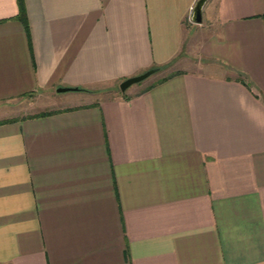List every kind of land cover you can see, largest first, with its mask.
Here are the masks:
<instances>
[{"label":"crops","instance_id":"obj_1","mask_svg":"<svg viewBox=\"0 0 264 264\" xmlns=\"http://www.w3.org/2000/svg\"><path fill=\"white\" fill-rule=\"evenodd\" d=\"M198 1L0 0V264H264V0Z\"/></svg>","mask_w":264,"mask_h":264},{"label":"water","instance_id":"obj_2","mask_svg":"<svg viewBox=\"0 0 264 264\" xmlns=\"http://www.w3.org/2000/svg\"><path fill=\"white\" fill-rule=\"evenodd\" d=\"M208 1L209 0H199L197 2L193 12V22H195L196 24H201L203 22V12ZM158 70V68H151L142 74L125 79L119 86L121 92L125 93L131 86L145 81L154 73L158 72ZM70 90H77V88L60 87L57 89L58 92H66Z\"/></svg>","mask_w":264,"mask_h":264},{"label":"rangeland","instance_id":"obj_3","mask_svg":"<svg viewBox=\"0 0 264 264\" xmlns=\"http://www.w3.org/2000/svg\"><path fill=\"white\" fill-rule=\"evenodd\" d=\"M164 73H165L164 71L159 70L158 72H156L152 76H150L149 79H147L144 82V85H148V84H150L152 82H155L157 80L162 79L165 76ZM138 89H141V88H138ZM104 93H106V94L108 93L107 95L111 94L110 91H105ZM54 97H56V96H54ZM25 100L28 102V105H29V107H28L29 110L28 111L30 113L37 112V111H40V113H44V112H47V111H42L41 112V109L44 108L43 110H48V109H51L53 107H56V102L52 101L50 99V97L47 96V95L45 97L41 98V99H38L36 97V95H28V96L25 97ZM49 101H51V102L49 103ZM12 105L13 106H17V107L20 106V108L23 107L22 108L23 109L22 112H24V96L21 97L19 99V101H17L16 103H14Z\"/></svg>","mask_w":264,"mask_h":264},{"label":"trees","instance_id":"obj_4","mask_svg":"<svg viewBox=\"0 0 264 264\" xmlns=\"http://www.w3.org/2000/svg\"><path fill=\"white\" fill-rule=\"evenodd\" d=\"M20 13H21V11H20ZM158 69L161 70L162 67H158ZM168 78H170V76H169V77H164V78L160 79V80L158 81V83L163 82V81L167 80ZM240 80H241L243 83L246 84V80H245V77H244L243 75H241ZM155 84H156V83H155ZM155 84L151 85L150 87L154 86ZM150 87H149V88H150ZM77 90L86 91L85 89L80 88V87H77ZM123 96L126 97V98L129 97V96H128L127 94H125V93L123 94ZM45 114H47V113H46V112L42 113V115H45Z\"/></svg>","mask_w":264,"mask_h":264}]
</instances>
